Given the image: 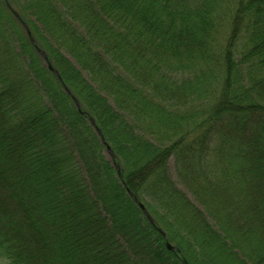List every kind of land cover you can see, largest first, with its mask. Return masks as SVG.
Segmentation results:
<instances>
[{
    "label": "trees",
    "instance_id": "1",
    "mask_svg": "<svg viewBox=\"0 0 264 264\" xmlns=\"http://www.w3.org/2000/svg\"><path fill=\"white\" fill-rule=\"evenodd\" d=\"M1 261L264 264V0H0Z\"/></svg>",
    "mask_w": 264,
    "mask_h": 264
},
{
    "label": "water",
    "instance_id": "2",
    "mask_svg": "<svg viewBox=\"0 0 264 264\" xmlns=\"http://www.w3.org/2000/svg\"><path fill=\"white\" fill-rule=\"evenodd\" d=\"M13 12H14V11H13ZM14 14H15V16L18 18V20L22 23V25L26 28V31H27L28 37H29V39H30V42L34 43V38L32 37V35H31L29 29L27 28L26 23L22 21L21 17H20L16 12H14ZM37 51H38V53L41 55V57L44 58V59L46 60L47 68H48L51 72H53V74H55L57 77H59L58 72L56 71V69L53 68V67L51 66L50 62L47 60V56H46L45 52H44L43 50L39 49V48H37ZM65 90L67 91V93L71 94L70 91H69L66 87H65ZM72 99H73V101H74V103H75V105H76L78 111L85 115L86 112H85V111H82V110L80 109V105H79L77 99H76L75 97H72ZM89 119H90L91 124H92L93 126H95L96 132L99 134L100 139H101L102 141H104V137H103V135H102V132L100 131V129H99L98 127H96L94 120H93L91 117H89ZM106 149L108 150L109 154L113 157V154H112V151H111L109 145L106 146ZM115 166H116L117 172H118V174H119V171H120V170H119V166H118L117 164H115ZM132 195H133V194H132ZM133 196H134V195H133ZM134 199L136 200V203L139 205V207L141 208V210L143 211V213L146 215L147 219H148L150 222H152V218H151L150 215L148 214V212H147L146 208L144 207V205H143L140 201H138L137 198H136L135 196H134ZM161 233L165 236V234H164L162 231H161ZM165 244H166L167 249H169V250H175V246H174V245H171V244H170L169 242H167V241H166Z\"/></svg>",
    "mask_w": 264,
    "mask_h": 264
},
{
    "label": "rangeland",
    "instance_id": "3",
    "mask_svg": "<svg viewBox=\"0 0 264 264\" xmlns=\"http://www.w3.org/2000/svg\"><path fill=\"white\" fill-rule=\"evenodd\" d=\"M104 154H105V156L107 157V153L104 152ZM170 167L172 168V161L170 162ZM166 241H167V240H166ZM167 242H168V241H167ZM169 243H170V242H169ZM170 244H171V243H170ZM171 245H172V244H171ZM168 250H169V249H168ZM0 264H4V262L1 261Z\"/></svg>",
    "mask_w": 264,
    "mask_h": 264
}]
</instances>
